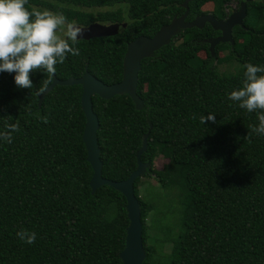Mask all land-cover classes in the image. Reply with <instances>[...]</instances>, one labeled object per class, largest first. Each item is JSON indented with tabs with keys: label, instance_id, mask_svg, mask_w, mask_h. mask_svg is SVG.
Here are the masks:
<instances>
[{
	"label": "trees",
	"instance_id": "1",
	"mask_svg": "<svg viewBox=\"0 0 264 264\" xmlns=\"http://www.w3.org/2000/svg\"><path fill=\"white\" fill-rule=\"evenodd\" d=\"M184 1L28 0L26 7L63 13L79 25L126 22L116 35L78 39L80 54L69 53L54 74L78 78L88 67L113 84L122 80L128 43L182 15ZM241 1L192 0L187 20L206 13L226 19ZM209 2L214 7L208 12L203 7ZM220 33L209 23L187 28L145 58L138 84L143 109L127 94L92 98L105 178L130 176L150 132L142 154L150 165L135 181L144 264H264V135L251 132L258 111L229 99L243 86L246 64L264 66V0L248 1L244 26L234 27V42L220 43L214 57L207 39ZM215 58L236 70L221 72ZM14 75L0 72V131L6 123L20 126L11 143L0 139V264H124L127 199L110 185L92 191L82 85H56L40 104L37 89L50 79L48 87L54 75L32 73V89L18 88ZM209 113L215 122L202 124L200 117ZM161 156L168 162L157 169ZM152 177L157 189L176 196L174 203L159 209L145 197L148 187L141 191V185ZM21 229L34 231L35 242L21 240ZM155 229L165 232L156 244Z\"/></svg>",
	"mask_w": 264,
	"mask_h": 264
},
{
	"label": "water",
	"instance_id": "2",
	"mask_svg": "<svg viewBox=\"0 0 264 264\" xmlns=\"http://www.w3.org/2000/svg\"><path fill=\"white\" fill-rule=\"evenodd\" d=\"M192 0H185L182 4L185 12L174 17L171 22L164 24L153 35H140L130 41L124 57V69L122 80L113 84H107L92 74L88 67L85 73L78 78L73 76L60 79L53 76L51 84L43 91L39 97L40 104L56 85L80 84L83 87L82 107L86 116V124L83 133L88 160L91 163L94 173L91 180V187L95 193L101 186L110 185L121 191L127 199V209L129 225L127 227L125 247L120 256L124 264H144L146 259V249L143 242L142 205L135 193V181L144 175L149 167L148 162L142 160V154L147 150L149 133L145 134L142 147L137 153L138 166L127 179L115 181L103 176V161L101 159V147L97 136L100 120L94 111L93 96L98 95L103 99H110L115 95L127 94L135 102L138 110L144 108L145 103L138 94L139 74L142 68V61L155 55L163 46L169 44L172 39L182 30L187 28H204L210 24L214 30L220 31V35L207 39L210 44V51L215 55V49L220 43L234 42L233 29L236 25L244 26L247 16V3L249 0H242L238 10H234L226 19H218L213 13L198 15L193 20H187L189 15V3ZM79 25V24H77ZM84 31L78 39H91L95 37L113 36L119 33L121 27H126L127 23H101L92 22L88 25H79Z\"/></svg>",
	"mask_w": 264,
	"mask_h": 264
},
{
	"label": "clouds",
	"instance_id": "3",
	"mask_svg": "<svg viewBox=\"0 0 264 264\" xmlns=\"http://www.w3.org/2000/svg\"><path fill=\"white\" fill-rule=\"evenodd\" d=\"M28 0H0V72L15 73L18 88H33L31 74L43 69L49 78L56 73V65L63 64L70 53L78 56L75 47L83 29L69 22L63 13L48 9L26 7ZM243 86L229 93V99L239 102V107L248 112L258 111V125L251 132L264 135V66L248 63L244 66ZM50 79L44 80L37 89L46 90ZM215 114L201 116L200 122H215ZM47 123V117H43ZM20 130L19 121L6 123L0 131V139L12 142V133ZM248 138V134L246 136ZM16 235L28 244L36 240V233L27 229Z\"/></svg>",
	"mask_w": 264,
	"mask_h": 264
},
{
	"label": "rangeland",
	"instance_id": "4",
	"mask_svg": "<svg viewBox=\"0 0 264 264\" xmlns=\"http://www.w3.org/2000/svg\"><path fill=\"white\" fill-rule=\"evenodd\" d=\"M233 7L235 8V10H237V8H239V2H234L233 4ZM213 7H214V4L209 2L207 4H205V6L203 7V9L205 11H212L213 10ZM227 53V51H221L219 53V56L220 57H223L225 56V54ZM200 56L203 57V58H206L207 57V52L206 51H202L200 52ZM215 57V55H214ZM216 65L218 63V69L221 71V72H224V73H231V72H234L236 70V68H234V64L230 65L229 63H225V62H218L217 61V58L214 59ZM168 160L164 157H158L156 160H155V168L157 169H161L163 168V166L165 165V163H167ZM144 181H146L147 183H144L141 185V191H146V187H148V190H147V194H146V198L149 199V200H154L156 201V203H159L158 206H159V209H162L166 202L170 205L171 203H174L172 201V199H174L176 196L175 195H171L168 191H164L161 190V189H157L158 188V182L155 178H147L145 179ZM156 186V187H155ZM162 191L163 192V196L161 195L160 198H158V192ZM168 194L166 197H165V194L166 193ZM161 201H160V200ZM155 203V202H154ZM171 212V211H169ZM171 214L175 217V215L173 214V212H171ZM152 230V229H151ZM152 233V231H151ZM165 235V232L161 229L157 230L155 229L152 233V242L156 244V242L158 241V239L162 238L163 236Z\"/></svg>",
	"mask_w": 264,
	"mask_h": 264
},
{
	"label": "flooded vegetation",
	"instance_id": "5",
	"mask_svg": "<svg viewBox=\"0 0 264 264\" xmlns=\"http://www.w3.org/2000/svg\"><path fill=\"white\" fill-rule=\"evenodd\" d=\"M238 10V9H237ZM234 11V10H233ZM109 23H114V22H107L106 24H109ZM118 23H120V22H118Z\"/></svg>",
	"mask_w": 264,
	"mask_h": 264
}]
</instances>
